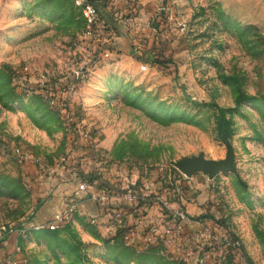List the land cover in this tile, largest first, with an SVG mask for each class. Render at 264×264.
<instances>
[{
	"label": "rangeland",
	"instance_id": "rangeland-1",
	"mask_svg": "<svg viewBox=\"0 0 264 264\" xmlns=\"http://www.w3.org/2000/svg\"><path fill=\"white\" fill-rule=\"evenodd\" d=\"M74 1L0 0V264H264V0H91L104 44L83 40ZM190 158L228 169L184 175ZM69 165L131 225L91 224ZM146 188L168 208L117 199ZM153 210L203 217L219 240L184 227L128 246Z\"/></svg>",
	"mask_w": 264,
	"mask_h": 264
},
{
	"label": "built area",
	"instance_id": "built-area-1",
	"mask_svg": "<svg viewBox=\"0 0 264 264\" xmlns=\"http://www.w3.org/2000/svg\"><path fill=\"white\" fill-rule=\"evenodd\" d=\"M122 0H110V4L108 6H114L116 3H120ZM75 6L78 7L82 13L84 18V29H83V40L88 41L94 44H104L106 41L108 42L109 35L112 34L111 30H108L105 21L101 19L97 8L90 0H75ZM116 15V13H115ZM103 43H102V42ZM107 44V43H106ZM94 52V51H93ZM94 57L99 60L108 58L112 54V50L108 48L100 49L98 47L97 52ZM77 75V72H74ZM73 85H69V90H73ZM70 173L76 176L75 183L77 185V193H83L88 196L92 201L96 202L99 205H106L110 201V196L107 190L100 189L97 191H92L89 183L81 180L77 175V170L75 166L69 165ZM119 202H126L128 204H136L140 202H148L152 203L157 209L163 211V208L166 207V204L163 202L162 197H153L152 191L149 188L141 190L137 192L135 189H130L126 193L120 195L118 198ZM139 212L138 209H136ZM156 214V216L146 215L138 220V224L136 223L135 227L132 230H129L125 236L128 246H133L136 249H144L147 246L152 244H156L159 241L167 242V239L171 238L173 234L179 235L184 227H198V231L193 234V239L195 240H209L210 244L217 243L219 240L217 236L212 235V233L202 226L196 220L191 219L187 214L182 210H174L170 211L169 214H163L160 212ZM110 217L109 219L115 223V225H120L123 222V218L125 217L122 213V209L119 206H115L110 208L106 213ZM158 215V216H157ZM170 218V220H167ZM66 219L65 216L59 218L55 223H51L48 225L49 230H54L58 227V225L64 222ZM166 221H173L174 226L172 228L168 227V223ZM91 224L95 225L99 228L98 219L92 218ZM42 226L34 227L35 230H40ZM221 246L224 251L229 250V252L235 251V248L238 246L237 242H232L228 237L220 240ZM236 256L239 254L236 253ZM1 261V260H0Z\"/></svg>",
	"mask_w": 264,
	"mask_h": 264
},
{
	"label": "crops",
	"instance_id": "crops-1",
	"mask_svg": "<svg viewBox=\"0 0 264 264\" xmlns=\"http://www.w3.org/2000/svg\"><path fill=\"white\" fill-rule=\"evenodd\" d=\"M87 196V195H85ZM88 198V196H87ZM88 202L84 203L83 205L79 206L83 208V213L88 216V217H92V218H96L98 219V223H99V230L100 231H107L109 232L110 230H116L117 228H119L121 225L123 226H129L131 225L129 222H122V224L120 225H112V221L109 219V217H107L108 215L106 214L108 212V210L110 209V207H107L106 205H99L96 202L87 199ZM163 202L167 205V202L164 201V197H163ZM112 204H110L109 206H111ZM176 205V204H175ZM113 206V205H112ZM174 209L176 208L174 205H171ZM115 207V206H114ZM113 208V207H112ZM155 214H158L159 212L156 210H153ZM153 213V214H154ZM134 216H137L136 214ZM126 217V216H125ZM133 221L135 219H132ZM131 220V221H132ZM126 223V224H125ZM125 224V225H124ZM136 224V222L134 223V225ZM113 228V229H112ZM132 230V229H131ZM106 233V232H105Z\"/></svg>",
	"mask_w": 264,
	"mask_h": 264
},
{
	"label": "water",
	"instance_id": "water-1",
	"mask_svg": "<svg viewBox=\"0 0 264 264\" xmlns=\"http://www.w3.org/2000/svg\"><path fill=\"white\" fill-rule=\"evenodd\" d=\"M176 168L182 174L188 175L193 172L216 173L219 171H226L228 165H220L213 161H206L201 158H190L177 162Z\"/></svg>",
	"mask_w": 264,
	"mask_h": 264
},
{
	"label": "trees",
	"instance_id": "trees-1",
	"mask_svg": "<svg viewBox=\"0 0 264 264\" xmlns=\"http://www.w3.org/2000/svg\"><path fill=\"white\" fill-rule=\"evenodd\" d=\"M153 62H157V60H155V61H153ZM228 124H229L228 121H226V120L224 119V121H223V125L227 127ZM77 175H78V177H79L81 180H83V181H85V182H87V183H89V184L95 182V179H93V177H92L91 174L84 175V174H82L80 171H77ZM72 176H73V177L71 178V180L75 182L76 176H74V175H72ZM184 212H185L186 214H188L186 211H184ZM187 216H189V217H190L191 219H193V220H201V219H203V217H194V216H192V215H190V214H188ZM204 219H205V218H204ZM215 227H216V226H215ZM228 238L231 239L232 242H236V241H234V240H235L234 237L232 238V237H229V236H228ZM236 253L240 255L239 246H237V247L235 248V251H232V252H230L229 254H231V255H236ZM246 264H250V263H246Z\"/></svg>",
	"mask_w": 264,
	"mask_h": 264
}]
</instances>
